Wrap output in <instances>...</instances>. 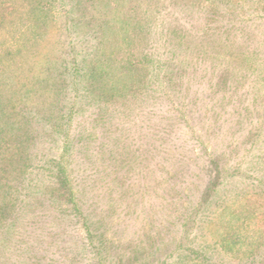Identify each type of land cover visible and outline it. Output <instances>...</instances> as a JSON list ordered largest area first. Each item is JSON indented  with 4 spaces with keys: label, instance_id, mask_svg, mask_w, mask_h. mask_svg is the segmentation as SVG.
Listing matches in <instances>:
<instances>
[{
    "label": "rangeland",
    "instance_id": "374dc122",
    "mask_svg": "<svg viewBox=\"0 0 264 264\" xmlns=\"http://www.w3.org/2000/svg\"><path fill=\"white\" fill-rule=\"evenodd\" d=\"M0 264H264V0H0Z\"/></svg>",
    "mask_w": 264,
    "mask_h": 264
},
{
    "label": "trees",
    "instance_id": "16d2710c",
    "mask_svg": "<svg viewBox=\"0 0 264 264\" xmlns=\"http://www.w3.org/2000/svg\"><path fill=\"white\" fill-rule=\"evenodd\" d=\"M88 58H84V59H82V65L79 63V62H76V60L75 61H71L72 62V64H73V66H71V68H69V70L71 69V72L73 73V75L74 74H76V72H80V71H83L84 69H85V67H86V60H87ZM93 64V63H92ZM138 67H139V64H136L135 62H133L131 59H128L127 61H126V64L124 65V66H121V70H123V69H127L128 71H129V73L131 72V71H133V70H137L138 69ZM71 73V74H72ZM92 76V78L94 79V74L93 75H91ZM59 164V163H58ZM57 164V165H58ZM58 166H61V165H58ZM60 168V167H59ZM62 174H61V170H58L57 171V177H58V179L60 180V183L62 184L61 186H65V187H67V184H66V181H65V179H63L62 177L63 176H61ZM61 176V177H60Z\"/></svg>",
    "mask_w": 264,
    "mask_h": 264
}]
</instances>
